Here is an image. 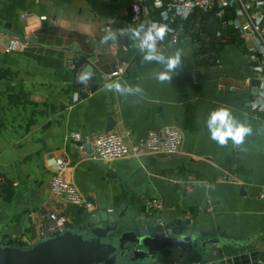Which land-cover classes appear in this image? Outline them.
Instances as JSON below:
<instances>
[{
  "label": "crops",
  "instance_id": "0c3cea01",
  "mask_svg": "<svg viewBox=\"0 0 264 264\" xmlns=\"http://www.w3.org/2000/svg\"><path fill=\"white\" fill-rule=\"evenodd\" d=\"M135 0H8V15L22 48L5 51L12 35L0 33V172L11 184L8 200L0 196V243H31L48 232L49 212L67 217L66 225L85 221L97 210H109L128 199L136 225L150 221L189 219L204 235L244 239L246 244H219L205 262L176 264H264V89L252 93L247 81L252 67L264 59L254 34L241 26L247 13L264 24V0L233 3L222 28L219 62H207L192 41L196 29L186 30L178 43L164 41L165 54L183 49V66L171 82L153 78L155 62H142L125 22ZM158 0H144L139 24L162 22L166 12ZM2 7V9H3ZM1 9V10H2ZM227 11V10H226ZM213 15L208 17L205 26ZM109 25L108 28L104 26ZM114 29L116 33H105ZM205 30V28H204ZM206 32V31H205ZM207 33V32H206ZM207 35H209L207 33ZM234 35V39L231 36ZM32 36V37H31ZM107 37V39H106ZM130 47L123 49V45ZM94 56V61L90 57ZM92 64L91 78L81 83L65 60ZM126 61L119 80L140 84L146 94L121 96L108 91L101 72ZM138 101V102H137ZM221 105L247 120L253 134L244 145L220 146L211 140L204 122ZM129 144L165 125L182 130L180 151L136 154L112 159L95 156V135L107 119ZM70 131L91 137L82 146L67 138ZM65 155L64 174L94 202L92 208L68 203L49 188L54 158ZM158 198L161 209L146 200ZM154 264H171L160 261Z\"/></svg>",
  "mask_w": 264,
  "mask_h": 264
},
{
  "label": "water",
  "instance_id": "95a60500",
  "mask_svg": "<svg viewBox=\"0 0 264 264\" xmlns=\"http://www.w3.org/2000/svg\"><path fill=\"white\" fill-rule=\"evenodd\" d=\"M8 0H0V11ZM236 7L240 4L236 2ZM217 19L212 16L205 31L214 35ZM0 33L16 36L13 23L0 14ZM105 33H116L107 29ZM32 37V36H31ZM0 52V57H2ZM94 61V56L90 57ZM89 62L83 73H90ZM252 93L256 85L250 82ZM114 127L111 117L105 130ZM87 149L92 147L86 145ZM128 199L117 208L97 210L76 225L56 228L31 243H0V264H154L160 261L176 264L182 260L205 262L219 244L239 246L248 243L255 234L244 239L202 234L189 219L168 222L150 221L136 225Z\"/></svg>",
  "mask_w": 264,
  "mask_h": 264
},
{
  "label": "built area",
  "instance_id": "2783aa9c",
  "mask_svg": "<svg viewBox=\"0 0 264 264\" xmlns=\"http://www.w3.org/2000/svg\"><path fill=\"white\" fill-rule=\"evenodd\" d=\"M144 0H135L131 5V12L128 19L125 22V30H129L133 27L139 26L140 17L142 14ZM238 2L240 7L246 8L243 0H158L157 3L163 6L166 12L165 19L159 22L160 25H166L168 32L165 39L158 44L161 45L164 41L171 43H178L183 39L185 33V27L182 25V20L188 16L189 13L196 9L203 11H210L212 15L217 19V27L214 35H207L204 29L197 28L195 34L192 36V41L198 43L200 46H207L208 44L217 45L223 41L222 28L226 26L227 19L224 18V7L226 5H233L234 2ZM239 7V8H240ZM109 25L104 26L108 28ZM241 30L244 34H254L264 51V24H261L254 14L247 13V21L241 26ZM25 46L24 42H21L16 36H10L5 51H11L17 48ZM130 47V44L123 45V49ZM206 58L210 54L215 56V62H219L218 54L216 50L202 52ZM67 66L73 70L76 76H80V65L74 61L72 57L65 60ZM126 61H122L119 65L115 66L108 72H101V78L103 82H110L116 77L123 74L126 68ZM249 83L251 81L257 87V90L263 91L264 89V59L258 64L252 67V75L247 79ZM130 130H126L124 133H120L114 130H105L98 132L93 139V152L95 156L102 159H112L118 157L130 156L143 150L148 154H174L180 151L183 134L182 130L176 125H165L163 127L151 130L148 135L140 139L139 141L129 144L125 140V135L129 134ZM67 138L75 141L80 146L85 142H90L91 137L82 134L79 131H70L67 134ZM55 168L49 180V188L52 193L63 196L65 200L73 205L81 206L83 208H92L94 202L84 196L75 186L73 182L66 178L64 174L65 167L68 163V159L65 155L61 154L54 158ZM0 172V182L6 180ZM146 205L156 211L161 209V203L158 198H152L145 201ZM48 217L51 223L48 226V232L56 228H62L66 226L68 219L63 214H57L55 212H49ZM47 232V233H48Z\"/></svg>",
  "mask_w": 264,
  "mask_h": 264
},
{
  "label": "clouds",
  "instance_id": "9594fccd",
  "mask_svg": "<svg viewBox=\"0 0 264 264\" xmlns=\"http://www.w3.org/2000/svg\"><path fill=\"white\" fill-rule=\"evenodd\" d=\"M167 32L166 25H160L155 22L142 23L129 30V37L133 41V47L142 54V62H155L160 65V68L153 70V78L160 83L171 82L173 76L178 74V70L183 66V49L177 48L165 54L158 47V44L165 39ZM90 78L91 73H84L78 77V80L87 84ZM105 88L125 97L137 96L140 99H144L146 96L140 84L133 86L127 84V82L116 80L107 83ZM204 126L209 133L210 139L220 146H227L229 141H231L234 146L240 147L244 145L245 138L253 134L251 124L247 120L238 118L227 105L212 109L207 115Z\"/></svg>",
  "mask_w": 264,
  "mask_h": 264
},
{
  "label": "trees",
  "instance_id": "16d2710c",
  "mask_svg": "<svg viewBox=\"0 0 264 264\" xmlns=\"http://www.w3.org/2000/svg\"><path fill=\"white\" fill-rule=\"evenodd\" d=\"M233 10V5H226L224 7V18L228 19L231 17V12L228 9ZM227 10V11H226ZM212 15L210 11H203L196 9L193 12L189 13L186 18L182 20V25L185 27L186 30L205 28V22L207 21L208 17ZM224 32V31H223ZM222 32V34H223ZM225 35V33L223 34ZM234 39V35L231 36ZM220 45V42H219ZM219 46H213L212 44H208L207 46L202 45L200 50L201 52H207L211 50H218ZM207 62H215V56L210 54L209 57L206 58ZM11 184L12 182L7 178L4 182H0V196L4 197V199L8 200L11 195Z\"/></svg>",
  "mask_w": 264,
  "mask_h": 264
},
{
  "label": "rangeland",
  "instance_id": "374dc122",
  "mask_svg": "<svg viewBox=\"0 0 264 264\" xmlns=\"http://www.w3.org/2000/svg\"><path fill=\"white\" fill-rule=\"evenodd\" d=\"M13 3H10V2H8V3H6V6L5 7H3V9L0 11V14H2V15H8V13H9V11L12 9V7H13V5H12ZM4 34V33H3ZM3 47L4 46H2V47H0V52L3 54Z\"/></svg>",
  "mask_w": 264,
  "mask_h": 264
}]
</instances>
